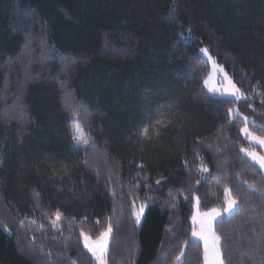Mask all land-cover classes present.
Segmentation results:
<instances>
[{
    "label": "trees",
    "instance_id": "trees-1",
    "mask_svg": "<svg viewBox=\"0 0 264 264\" xmlns=\"http://www.w3.org/2000/svg\"><path fill=\"white\" fill-rule=\"evenodd\" d=\"M201 48L242 100L204 89ZM245 126L264 137V0H0V264H95L81 232L109 225L107 264H203L194 201L225 187L224 264H264Z\"/></svg>",
    "mask_w": 264,
    "mask_h": 264
},
{
    "label": "snow or ice",
    "instance_id": "snow-or-ice-1",
    "mask_svg": "<svg viewBox=\"0 0 264 264\" xmlns=\"http://www.w3.org/2000/svg\"><path fill=\"white\" fill-rule=\"evenodd\" d=\"M174 15V13H170V16ZM189 32L191 33V29H189ZM200 52L203 53L205 57L208 58V61L212 62L213 65V71L219 69V71H223V68L220 67L215 59L209 54L208 48H201ZM227 79V77H225ZM208 80H205V84H208ZM228 84L230 87H226L224 89V92L234 96L237 100H240L243 96V93L239 88L236 87L235 84L232 83V81L229 79ZM212 91V89H210ZM216 91H219L218 89ZM74 116L76 113L73 114ZM229 115H232V109H229ZM158 116H160L159 119L156 120V125L166 126V122L164 120V114L162 112H158ZM244 120L247 121V117H244ZM153 128L155 134H159V129L154 128L153 125L146 124L140 134L144 136L145 138H151L149 135V129ZM242 133H245L250 139L255 140L259 142L260 144L264 145V137H258L254 136L251 132L248 131L247 127L241 128L240 130ZM73 140L77 141L78 144L83 143L85 145L89 144V140L84 137L83 130L80 128L79 124L76 125L75 132L73 133ZM241 151H244L242 148ZM249 156L252 157L253 160H257L260 163L261 168H264V156H257L254 152H249ZM142 167V165H141ZM203 171H207V168H203ZM157 184L160 183L159 180L156 181ZM250 188L253 186H249ZM225 194V201L226 206L223 208V212L218 211L216 209H213L211 212L206 213L205 217H207V220H201L200 221V230L197 232L194 228L193 230V236H198L200 239L204 241V252H205V264H224V258H222V254L220 251L221 245V237L218 236L215 232H213L210 228V221L212 219H215L217 216H222L224 213L231 214V211L234 206L237 205V200L231 198L230 190L225 187L224 190ZM143 213V207H141L139 212H134L133 214L136 217V222H140V217ZM59 219V216L57 217ZM230 218V215L229 217ZM222 222V221H221ZM34 223V221H33ZM193 223H196V217H193ZM112 231L111 226L109 225L108 229L105 232H102L100 236L96 239V241H89V237L85 235L83 232H81V236L84 239V247L87 248L94 256L97 257L98 260H101L103 252L105 250V245L107 243V237L109 233ZM95 245V246H93ZM100 253V255H97V253ZM177 260L180 259L178 256L176 258Z\"/></svg>",
    "mask_w": 264,
    "mask_h": 264
},
{
    "label": "rangeland",
    "instance_id": "rangeland-1",
    "mask_svg": "<svg viewBox=\"0 0 264 264\" xmlns=\"http://www.w3.org/2000/svg\"><path fill=\"white\" fill-rule=\"evenodd\" d=\"M201 56L206 64V67L208 68V74L206 76V78L204 79V89L211 95H214L216 97H219V98H225V99H234L236 101H240L242 100L244 97L242 96L240 100H237L234 96L224 92V89L226 87H230L229 84H228V80L230 79L232 81L233 84H235L232 80V78L229 76V74L223 69V71H219V69L213 71V65H212V62L208 61V58L205 57L203 55V53H201ZM217 63V62H216ZM218 64V63H217ZM219 65V64H218ZM220 66V65H219ZM222 67V66H220ZM223 68V67H222ZM227 77V79L225 78ZM205 80H208V84L206 85L205 84ZM236 85V84H235ZM236 87L238 88V86L236 85ZM210 89H212V91H210ZM219 90V91H216V90ZM247 127V126H245ZM249 131V130H248ZM251 132V131H249ZM242 133V132H241ZM252 133V132H251ZM254 136H258V137H263V136H260V135H256L254 133H252ZM242 136L249 142V144L251 146H253L254 148L252 149H248V150H244V155L254 164L256 165L261 171L262 173L264 174V168H261L260 166V163L257 161V160H253L251 156L248 155L249 152H254L256 153L257 156H264V145L260 144L259 142L255 141V140H252L250 139L245 133H242ZM232 198V197H231ZM233 199V198H232ZM225 206H226V201H225ZM237 206V205H236ZM236 206L233 207L232 211H231V214L233 213L234 209L236 208ZM142 206H135L134 208V212H139L140 209H141ZM143 210H144V207H143ZM213 210V209H212ZM212 210H208V211H202L199 209V206H198V202L197 200L194 201V205H193V211H192V215H191V225L193 227V230L195 228V230L197 232H199L200 230V221L201 220H207V217H205V214L206 213H209L211 212ZM218 210V209H216ZM220 211V210H218ZM223 212V211H221ZM143 214V213H142ZM231 214H227V213H224L222 216H217L215 219H212L210 221V228L211 230L214 232L213 230V225L215 224L216 221H218L219 219H221L223 216H229ZM196 217V223L194 224L193 223V217ZM135 217V215H134ZM142 217V215H141ZM140 217V219H141ZM136 219V217H135ZM108 229V228H107ZM106 229V230H107ZM105 230V231H106ZM104 231V232H105ZM82 237V236H81ZM89 237V236H88ZM98 238V237H97ZM96 238V239H97ZM110 238H111V232L109 233L108 237H107V243L105 245V250L103 252V255H102V258L101 260H98L96 256H94L92 254V252H90L87 248H85L89 254L91 255V257L93 258L95 264H107V253H108V246H109V242H110ZM192 240L196 241V242H199L201 243L202 245V248H203V258H204V263L205 264V252H204V241L202 239H200L198 236H193V231H192ZM96 239H92L91 237H89V241L92 242V241H96ZM82 244L84 246V239L82 237ZM95 246V245H93ZM97 255H100V253L98 252Z\"/></svg>",
    "mask_w": 264,
    "mask_h": 264
}]
</instances>
